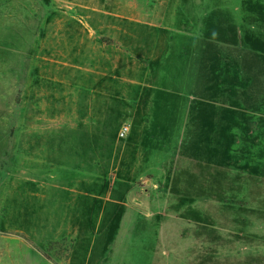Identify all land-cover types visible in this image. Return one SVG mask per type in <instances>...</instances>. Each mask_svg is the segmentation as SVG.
<instances>
[{
	"label": "rangeland",
	"instance_id": "374dc122",
	"mask_svg": "<svg viewBox=\"0 0 264 264\" xmlns=\"http://www.w3.org/2000/svg\"><path fill=\"white\" fill-rule=\"evenodd\" d=\"M174 233L264 235V0H0V264Z\"/></svg>",
	"mask_w": 264,
	"mask_h": 264
},
{
	"label": "crops",
	"instance_id": "0c3cea01",
	"mask_svg": "<svg viewBox=\"0 0 264 264\" xmlns=\"http://www.w3.org/2000/svg\"><path fill=\"white\" fill-rule=\"evenodd\" d=\"M247 238L264 249V235L244 234H215V233H174L153 237L156 244L154 250L162 249L163 264H209L210 260H217L219 251L232 249V244L223 245L225 241H233L236 238ZM257 239V240H255ZM151 246V248L153 247ZM153 250V251H154ZM189 259V260H188ZM160 264V262H156Z\"/></svg>",
	"mask_w": 264,
	"mask_h": 264
},
{
	"label": "bare ground",
	"instance_id": "6f19581e",
	"mask_svg": "<svg viewBox=\"0 0 264 264\" xmlns=\"http://www.w3.org/2000/svg\"><path fill=\"white\" fill-rule=\"evenodd\" d=\"M152 189L151 183L145 184V191L149 192Z\"/></svg>",
	"mask_w": 264,
	"mask_h": 264
},
{
	"label": "built area",
	"instance_id": "2783aa9c",
	"mask_svg": "<svg viewBox=\"0 0 264 264\" xmlns=\"http://www.w3.org/2000/svg\"><path fill=\"white\" fill-rule=\"evenodd\" d=\"M128 130V127H124L122 133H125Z\"/></svg>",
	"mask_w": 264,
	"mask_h": 264
}]
</instances>
